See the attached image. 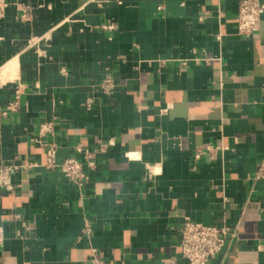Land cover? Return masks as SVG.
Instances as JSON below:
<instances>
[{"label":"crops","instance_id":"obj_1","mask_svg":"<svg viewBox=\"0 0 264 264\" xmlns=\"http://www.w3.org/2000/svg\"><path fill=\"white\" fill-rule=\"evenodd\" d=\"M9 3L0 164L34 166L0 188V264H185V221L236 230L209 264H264V15L243 35L239 0ZM48 143L110 146L79 190Z\"/></svg>","mask_w":264,"mask_h":264},{"label":"built area","instance_id":"obj_2","mask_svg":"<svg viewBox=\"0 0 264 264\" xmlns=\"http://www.w3.org/2000/svg\"><path fill=\"white\" fill-rule=\"evenodd\" d=\"M9 0H0V18L5 16ZM30 15L28 8H25L21 17L23 19ZM264 15V2L262 0H239L238 30L243 35H252L259 30L262 16ZM103 93L110 95L116 88L115 79L107 76L100 84ZM21 93L16 92L8 110L17 109ZM91 106V101L87 107ZM52 124H45L41 127V133L51 132ZM110 144L100 143L91 150L84 144L76 147L77 153L82 157L67 158L62 163L57 162L58 147L54 143L47 144V165L48 169H58L68 181L72 182L79 190H83L89 180V170L97 165V157L104 153ZM206 153H212L213 147H207ZM206 153H198L195 160H201ZM34 165H20L18 163L0 164V188L5 191L14 189L13 178L16 173L23 169H29ZM237 239L236 230L227 226H204L201 224L185 221L181 232L180 252L185 264H209L210 260L216 257L222 250Z\"/></svg>","mask_w":264,"mask_h":264}]
</instances>
